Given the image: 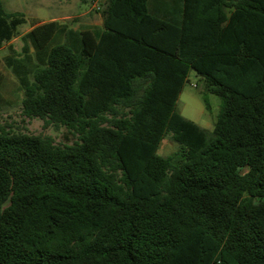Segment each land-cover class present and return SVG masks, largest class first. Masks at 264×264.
Listing matches in <instances>:
<instances>
[{
	"label": "trees",
	"instance_id": "1",
	"mask_svg": "<svg viewBox=\"0 0 264 264\" xmlns=\"http://www.w3.org/2000/svg\"><path fill=\"white\" fill-rule=\"evenodd\" d=\"M100 13V33L50 47L22 100L77 140L0 125V264H264V0ZM26 22L0 0V47ZM191 70L221 97L211 130L178 110ZM169 134L179 147L161 156Z\"/></svg>",
	"mask_w": 264,
	"mask_h": 264
},
{
	"label": "rangeland",
	"instance_id": "2",
	"mask_svg": "<svg viewBox=\"0 0 264 264\" xmlns=\"http://www.w3.org/2000/svg\"><path fill=\"white\" fill-rule=\"evenodd\" d=\"M103 2L104 0L89 3L81 0H3L8 11L23 12L27 22L19 26L16 37L0 47L3 73L0 86V125L14 132L50 136L56 144L61 145L72 144L77 140V135L66 126L47 124L41 118L25 116L22 112V100L25 86L33 81L35 69L46 65L52 45L69 42L76 46L81 31H102L100 9ZM49 21L57 23L56 32L46 45L39 46L29 33L35 25ZM221 102V97L207 92L205 80L191 70L177 106L184 117L211 130L220 112ZM178 147V143L169 134L161 141L158 154L168 156Z\"/></svg>",
	"mask_w": 264,
	"mask_h": 264
},
{
	"label": "crops",
	"instance_id": "3",
	"mask_svg": "<svg viewBox=\"0 0 264 264\" xmlns=\"http://www.w3.org/2000/svg\"><path fill=\"white\" fill-rule=\"evenodd\" d=\"M38 25V24H37ZM103 30V29H102ZM95 32V31H94Z\"/></svg>",
	"mask_w": 264,
	"mask_h": 264
}]
</instances>
